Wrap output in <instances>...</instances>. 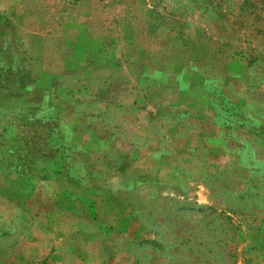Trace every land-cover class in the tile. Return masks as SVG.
<instances>
[{"label":"rangeland","instance_id":"obj_1","mask_svg":"<svg viewBox=\"0 0 264 264\" xmlns=\"http://www.w3.org/2000/svg\"><path fill=\"white\" fill-rule=\"evenodd\" d=\"M0 264H264V0H0Z\"/></svg>","mask_w":264,"mask_h":264}]
</instances>
